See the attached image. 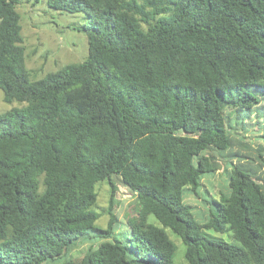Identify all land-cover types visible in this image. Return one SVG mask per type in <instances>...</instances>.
I'll use <instances>...</instances> for the list:
<instances>
[{"label": "trees", "instance_id": "1", "mask_svg": "<svg viewBox=\"0 0 264 264\" xmlns=\"http://www.w3.org/2000/svg\"><path fill=\"white\" fill-rule=\"evenodd\" d=\"M19 2L0 0V90L25 104L0 115V264H174L166 230L184 264H264V0H46L86 15L88 54L32 82ZM218 173L199 225L186 198Z\"/></svg>", "mask_w": 264, "mask_h": 264}, {"label": "rangeland", "instance_id": "2", "mask_svg": "<svg viewBox=\"0 0 264 264\" xmlns=\"http://www.w3.org/2000/svg\"><path fill=\"white\" fill-rule=\"evenodd\" d=\"M20 15L21 33L24 38L25 47V67L29 71V80L37 81L42 79L49 73H54L58 69L66 65H74L82 63L88 54V44L86 34L82 31V27L87 23V17L83 13H67L50 9L46 0H20L16 7ZM25 104L13 102L7 104L3 101V93L0 90V115L5 114L12 109H20ZM261 132L251 129L246 134L247 142L250 143L252 149L257 148V144L264 147V140L257 139L256 136ZM225 175L218 173L216 179L214 176H204L202 182L205 187H200L197 196L187 197L186 201L194 205L192 216L196 223L202 225L209 219V205L206 200H210L211 196L217 191L224 192ZM97 202L92 208L93 211L100 213L101 216L95 222L96 228H106L108 216L104 211L108 207L109 186L106 182L96 185ZM116 206L114 212L121 222L118 223L116 238L124 243L128 232L126 226L122 223L121 218L124 214L133 212V197L119 188L116 197ZM149 222H155L154 217H149ZM169 238L176 244L177 252L174 257V264H184L183 251L184 246L180 239L171 231L166 230ZM199 233L208 237H213L230 242V233L218 234L212 230L201 228ZM104 240L91 242L99 244ZM113 242V239L109 240ZM83 242L77 248L73 249L69 256L79 258L87 249L93 247V243Z\"/></svg>", "mask_w": 264, "mask_h": 264}]
</instances>
